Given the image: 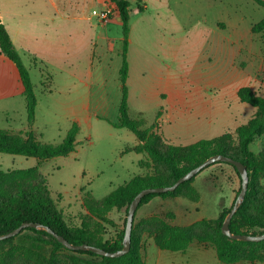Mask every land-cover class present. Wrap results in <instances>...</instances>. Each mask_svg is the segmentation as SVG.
Instances as JSON below:
<instances>
[{
	"label": "rangeland",
	"instance_id": "374dc122",
	"mask_svg": "<svg viewBox=\"0 0 264 264\" xmlns=\"http://www.w3.org/2000/svg\"><path fill=\"white\" fill-rule=\"evenodd\" d=\"M14 1L25 8L41 9L42 16L44 9H53L52 4L68 10L66 20L51 10L46 16L54 21L36 23L33 29L37 37L45 35L48 40L43 69L30 65L28 58L20 54L37 101L32 130L38 139L60 143L83 112V103H89L107 120H92L89 126L83 123L75 150L67 156L48 159L39 167L64 223L79 226L87 220L85 198L101 199L133 177L154 170L146 154L128 152L137 144L135 136L109 124L117 121L121 95L122 26L114 17V7L102 0H78L76 6H67L63 0ZM130 1L126 82L129 117L143 119L144 127L156 122L155 133L174 145H188L226 132L234 135L235 129L246 124L255 111L238 100V88L248 86L264 97V32H251L252 25L264 18V7L252 0H141L144 11L138 13L136 3ZM75 7L83 11L77 13L89 19H72ZM93 11H108V20L98 23ZM94 42L90 77L87 56ZM64 47L73 54L65 55ZM166 84L171 87L161 90ZM21 90L13 64L0 58V129L23 134L27 131ZM249 148L256 154L263 151L264 133ZM37 162L34 157L0 153L2 172L29 169ZM257 180L264 187L263 173ZM17 182L11 177L0 186L14 191ZM239 187L234 169L226 163H216L203 169L175 197H155L137 208L133 225L138 243L143 245L145 263L153 264L160 255L147 233L149 221L163 219L169 224L188 226L215 220L231 207ZM108 218L111 222L103 225V239L114 237L123 228L126 213L113 210ZM34 237L31 232H23L4 245L0 264H42L34 262L28 252L48 256L50 249ZM200 247L206 251L200 253ZM213 253L211 245L194 242L184 253H171L172 264H222L213 258ZM66 255L64 252L58 257V264H70ZM254 255V259L234 264H264V247Z\"/></svg>",
	"mask_w": 264,
	"mask_h": 264
},
{
	"label": "trees",
	"instance_id": "16d2710c",
	"mask_svg": "<svg viewBox=\"0 0 264 264\" xmlns=\"http://www.w3.org/2000/svg\"><path fill=\"white\" fill-rule=\"evenodd\" d=\"M104 1L114 7L116 17L122 26V62L119 68L121 95L117 121L110 124L116 129H127L135 136L137 144L128 149V152L146 154V161L154 170L144 176L133 177L129 182L117 187L101 199L88 196L83 202L87 220L79 226L68 227L62 219L61 212L50 197L49 189L39 172V167L48 159L67 156L73 152L80 128L76 122H73L64 138L57 144L43 143L38 139V136L32 130L37 101L29 70L14 48L4 25L0 22V56H4L15 66L22 87L28 124V129L24 134L9 129H0V153L34 157L38 161L36 166L29 169L9 172L0 171V185L11 177L18 179L17 188L14 191L0 186V235L12 231L22 223L36 222L48 226L54 233L64 237L72 244L85 243L107 252H115L122 248L126 218L123 222V228L114 237L103 239V225L111 222L108 218L111 211L123 210L127 215L128 207L139 191L145 188L171 185L189 170L217 154L241 162L248 173L245 199L231 218L230 231L235 234H261L264 231V187L258 185L257 176L260 173L264 174V150L256 154L249 147L256 137L264 133V97L258 95L248 86L238 88L236 91L238 100L253 107L255 112L246 124L235 129L234 135L226 132L188 145H174L162 140L155 133L158 129L156 122L144 127L143 119H133L128 114L126 82L128 78V23L131 13V1ZM133 1L136 3V12H143L144 7L140 4L141 0ZM252 1L264 7V0ZM251 32L255 34L264 32V18L252 25ZM229 166L234 169L240 181L235 167ZM195 177L182 183L172 192L145 195L141 199L138 208L155 197H175L182 188L189 186ZM229 210L230 207L224 209L215 220H201L188 226L169 224L163 219H154L148 222V232H146L159 250L184 252L192 243L198 242L211 245L215 250L218 261L222 264H234L243 259L256 258L254 252L264 247V240L258 243L235 241L230 240L221 233V225ZM151 222L153 225H151ZM23 232H31L35 236L34 238H39L50 249L48 256H40L32 251L28 252L34 262L58 264V257L65 252L70 264H146L141 254L143 245L138 243L139 239L135 236L134 225H132L129 252L116 258L96 255L89 251L68 250L52 235L33 228H26L15 237L0 241V249L4 245L12 243ZM85 257L87 258L83 259ZM1 264L9 263L2 262Z\"/></svg>",
	"mask_w": 264,
	"mask_h": 264
},
{
	"label": "crops",
	"instance_id": "0c3cea01",
	"mask_svg": "<svg viewBox=\"0 0 264 264\" xmlns=\"http://www.w3.org/2000/svg\"><path fill=\"white\" fill-rule=\"evenodd\" d=\"M48 1L51 3L52 0H48ZM63 1H64V4H67V6L68 5L76 6V4L78 3L77 2L78 0L73 1L74 3L72 2V0H63ZM102 1L103 3L105 2L104 0ZM52 5L54 6L53 9L51 8L50 11L49 10L46 11V9H44L43 11L44 15L42 16L40 15L42 13L41 9L38 10L37 7L35 6H29L28 8H25V7L20 6L19 3L15 2L14 0H0V22L4 25L14 48L19 53V55L22 54L23 56L28 58L30 65L32 64L38 65V66H41L42 69L44 68L43 65L45 61V54L49 52V48H48L49 44L46 43L48 42V40L45 38L46 37L45 35L37 37L35 32H33V29H35L36 27V23L38 25L40 24L44 25L46 22L54 21V18L46 16V14H50L51 10H53L58 15L59 19L61 20L68 19L67 17L68 10H66L65 8H64L65 10L58 8L54 4ZM72 7L73 6H70L69 8H72ZM73 12H75V16H72V19H75V20L89 19L79 14L80 12L83 13L82 9L80 8L75 7L73 9ZM114 17H116V15H114ZM97 22L99 23L98 20ZM91 45H92V48L89 50V53L87 56V60H89V65L91 67L88 71V74L90 75V77L92 75V66L94 64L92 51H93V48L95 51L96 43L94 42V44L92 43ZM109 50H112V45L109 46ZM51 51L52 50H50V52ZM63 52H65L64 54L67 56H69L70 54H73L69 49H66L65 47L63 48ZM2 57L4 56H0V58ZM14 72L15 71L13 70L12 73L15 74ZM165 86L167 87H162L161 90L166 91L171 87L169 84H166ZM21 96H22V90H21ZM80 108H81L80 110H83V112L81 113L80 116H78L75 119V122L79 125V128L81 127L83 123H85L88 126L91 125L92 120H96V121L106 120L102 116H99L94 110H92L91 105L89 103H87L86 105L84 103L81 104ZM114 122L116 121H111V123H114ZM189 248L190 246L184 252H186ZM200 248H202L200 250V253L202 251H206L204 247H200ZM159 251H160V255H158V257L153 261V264H172L173 263V258H172L171 253H175V252H169V251H164V250H159ZM184 252H177V253H184ZM213 258L218 261L215 253H213ZM187 261H189V259H187ZM175 264H179V263L176 261Z\"/></svg>",
	"mask_w": 264,
	"mask_h": 264
},
{
	"label": "water",
	"instance_id": "95a60500",
	"mask_svg": "<svg viewBox=\"0 0 264 264\" xmlns=\"http://www.w3.org/2000/svg\"><path fill=\"white\" fill-rule=\"evenodd\" d=\"M214 163H227L229 165H232L235 167L239 177H240V190L230 207L229 212L225 216L223 223L221 225V233L228 237L230 240L235 241H244V242H254L258 243L264 240V231L261 234H235L232 233L229 229V223L231 221V218L233 215L237 212V210L240 208V206L243 204V201L245 199V195L247 192V185H248V173L245 168V166L231 157L217 154L213 155L206 160H204L201 164L194 167L193 169L189 170L187 173L182 175L180 178H178L173 184L163 187H156V188H145L139 191L134 198L132 199L126 215V222H125V229H124V236L122 239V248L115 251V252H107L99 247L88 245V244H80L75 245L67 241L64 237L54 233L48 226H45L40 223L36 222H26L19 225L17 228L13 229L12 231H9L5 234L0 235V241L9 239L11 237H15L18 235L22 230L26 228H33L40 231H45L49 235H52L59 243H61L66 249L71 251H89L91 253H94L96 255L104 256V257H110V258H116L120 257L130 250L131 245V231H132V225H133V219L135 215V211L137 210L139 203L141 199L150 193H165V192H172L174 191L179 185L182 183L191 180L193 177H195L197 174H199L203 169L206 167L214 164Z\"/></svg>",
	"mask_w": 264,
	"mask_h": 264
},
{
	"label": "built area",
	"instance_id": "2783aa9c",
	"mask_svg": "<svg viewBox=\"0 0 264 264\" xmlns=\"http://www.w3.org/2000/svg\"><path fill=\"white\" fill-rule=\"evenodd\" d=\"M92 14L97 17L99 22L104 23L105 21L108 20L107 15L109 14V12L108 11H100V12L93 11Z\"/></svg>",
	"mask_w": 264,
	"mask_h": 264
}]
</instances>
